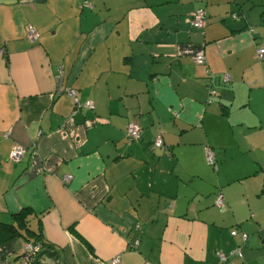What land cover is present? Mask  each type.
Instances as JSON below:
<instances>
[{
	"label": "crops",
	"instance_id": "1",
	"mask_svg": "<svg viewBox=\"0 0 264 264\" xmlns=\"http://www.w3.org/2000/svg\"><path fill=\"white\" fill-rule=\"evenodd\" d=\"M258 47L264 0H0V221L30 207L46 241L26 263L7 241L0 264H218L237 246L225 264H264ZM60 71L93 109L58 94Z\"/></svg>",
	"mask_w": 264,
	"mask_h": 264
},
{
	"label": "built area",
	"instance_id": "2",
	"mask_svg": "<svg viewBox=\"0 0 264 264\" xmlns=\"http://www.w3.org/2000/svg\"><path fill=\"white\" fill-rule=\"evenodd\" d=\"M81 5H86L87 7L91 8L92 5L90 2L88 1H84L83 4ZM233 17H235V15H233ZM190 23L194 28H203L204 24H205V10L203 8H198L196 9L194 12L191 13V19H190ZM26 37L28 38V40L30 41H35L38 38V32L36 30V27L32 24H27L26 25ZM256 57L258 59H261L262 57H264V47H260L256 50ZM193 60L196 63H203L204 62V57L203 55L197 54L195 56H193ZM56 82H57V90L59 92L65 93L67 95L72 96L74 94V90L71 89L70 87H62L61 86V71L60 74H58L56 76ZM76 102V99H74ZM75 109H78L80 107H85L87 109H92L93 108V102L90 100H87L85 102H83L81 105L79 103L76 102L75 105ZM126 136L128 137V139L130 140H138L140 138V128L136 123H130L126 126ZM162 139L161 137H157L154 139V141L152 142V146L153 147H162ZM24 153V147L21 145H14L10 151L9 154V158L11 160L14 161H19L22 157ZM205 155H206V160L208 162L213 161V154L211 152V150L206 149L205 150ZM70 179L69 175H65L62 177L63 181H67ZM222 202V197L221 195L216 196L215 198V203L216 205H221ZM230 234L232 236L235 235H239L241 238V241L244 242L246 239L247 234L243 231L237 230V229H232L230 231ZM137 242L135 241L134 244H136ZM40 245L39 244H32V243H26L24 245L23 248V254H22V258L24 259V263H26V261L28 260L29 256L34 253L35 251H37L39 249ZM231 256H237V257H241V251L240 249H235L231 252H229L228 254H219L218 258H219V262L218 264H224L225 262H227L228 257ZM113 264L118 262V258H114V260L111 261Z\"/></svg>",
	"mask_w": 264,
	"mask_h": 264
},
{
	"label": "trees",
	"instance_id": "3",
	"mask_svg": "<svg viewBox=\"0 0 264 264\" xmlns=\"http://www.w3.org/2000/svg\"><path fill=\"white\" fill-rule=\"evenodd\" d=\"M92 5V4H91ZM198 9V8H197ZM195 11V10H194ZM233 15H235V17H233ZM232 17L236 20L240 19L238 14H233ZM205 16H206V12H205ZM33 25V24H32ZM191 25V23H190ZM205 25V24H204ZM192 26V25H191ZM193 27V26H192ZM204 27V26H203ZM248 27V26H247ZM194 28V27H193ZM195 29H199L201 30L202 28H195ZM260 48V47H258ZM257 48V49H258ZM256 49V50H257ZM204 57V56H203ZM256 59L261 62L264 61V57H262L261 59H258L256 57ZM194 61V60H193ZM205 62V60H204ZM203 62V63H204ZM196 63V62H195ZM203 63H198V64H203ZM207 75H210V70H206ZM229 77L227 75H225L224 80H228ZM62 86V85H61ZM72 89V88H71ZM211 89V93L216 94L215 89L212 88L210 86ZM74 90V89H73ZM56 91L58 92V94H64L67 95L65 93L59 92L56 88ZM75 95V90H74V94L72 95L73 99H76L74 97ZM70 96V95H68ZM76 102L79 103L80 105L83 102H79L76 99ZM75 102V103H76ZM83 107L78 108V110H81ZM94 108V105H93ZM92 108V109H93ZM87 109V108H86ZM128 138V137H127ZM130 140V139H129ZM133 141V140H132ZM209 149L211 150L212 154H213V161L208 162L206 160V155H205V150ZM204 158L206 163L214 168V170L217 169V162L219 161L217 155L215 154L214 150L210 147V146H205L204 147ZM41 215L42 213H36L33 209H31L30 207H23L21 208L19 211L12 213L9 215L8 220H4V221H0V245L4 244L5 242L15 239V238H19L21 239L24 243H32V244H39V245H45L46 241L43 238V233H42V224H41ZM71 230H73L71 228ZM247 237V236H246ZM237 249H240L239 246L236 247ZM235 248V249H236ZM234 249V250H235ZM233 251V250H232ZM241 251V250H240ZM231 252V251H230ZM224 254V253H223ZM242 254V253H241ZM237 257V256H236ZM242 257V256H241ZM228 259H230V257H228ZM228 261V260H227ZM226 263V262H225ZM224 263V264H225Z\"/></svg>",
	"mask_w": 264,
	"mask_h": 264
},
{
	"label": "rangeland",
	"instance_id": "4",
	"mask_svg": "<svg viewBox=\"0 0 264 264\" xmlns=\"http://www.w3.org/2000/svg\"><path fill=\"white\" fill-rule=\"evenodd\" d=\"M255 16V18H258V19H260L256 14L254 15ZM232 229H234V228H232ZM240 240H241V238H240Z\"/></svg>",
	"mask_w": 264,
	"mask_h": 264
}]
</instances>
